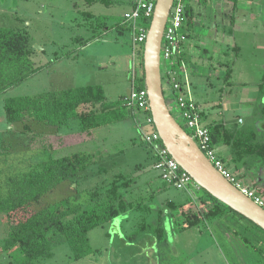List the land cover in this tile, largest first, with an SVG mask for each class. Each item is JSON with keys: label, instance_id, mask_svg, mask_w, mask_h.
Returning <instances> with one entry per match:
<instances>
[{"label": "rangeland", "instance_id": "374dc122", "mask_svg": "<svg viewBox=\"0 0 264 264\" xmlns=\"http://www.w3.org/2000/svg\"><path fill=\"white\" fill-rule=\"evenodd\" d=\"M135 1L106 0L105 4L101 0H0V27L28 34L31 59L35 67L43 68L25 83L0 95V197L7 193L11 178L43 161L76 153L93 155L94 163L88 170L75 182L60 185L35 204L36 208L54 205L77 188L85 192L105 190L123 175L131 181L127 198L150 206L147 219L152 226L162 213L165 235L159 239L151 231L136 234L144 217L131 212L89 232L88 256L74 260L65 243L39 264H264V232L238 215L200 221L197 226L184 229L188 218L192 221L196 215L203 219L208 211L200 201L205 192L192 185L196 196L191 203L187 192L162 187L141 132L142 129L151 134L156 129L147 123L141 110H135L134 116L124 122L103 126L90 134L80 131L78 120H71L68 127L60 129L35 123L29 116L22 123L6 121L7 99L50 90L96 85L104 89L108 102L123 100L132 87L133 66L134 73L141 74L140 59L134 57L141 46L133 45L130 31H118L112 26L123 21ZM187 4L195 23L189 30L187 52L191 45V70H201L198 79L203 82L198 89L194 87L193 96L204 113L203 124L210 126L220 121L230 130H252L256 135L254 142H264V116L260 114L264 104L260 97L264 78V0H239L237 10H232L233 3L228 0H188ZM228 5V14L234 15L233 27L229 16L224 15ZM98 17L107 25L101 29L106 33L101 39L90 41L96 34L94 21ZM206 49L209 53L204 55ZM227 65L232 69L228 82L224 80ZM210 66L214 67L212 72ZM205 83L212 84V88ZM164 87L166 98L170 99L166 82ZM169 107L178 123L192 135L172 102ZM91 110L89 106L81 108L82 112ZM25 125L29 128L24 129ZM218 150L228 163L229 153L222 146ZM246 159L244 167L230 169L250 185L254 182L251 173L256 179L264 176V165L256 157ZM169 201L179 210L169 209ZM7 224L6 215L0 213V262L16 264L19 252L4 249Z\"/></svg>", "mask_w": 264, "mask_h": 264}, {"label": "trees", "instance_id": "16d2710c", "mask_svg": "<svg viewBox=\"0 0 264 264\" xmlns=\"http://www.w3.org/2000/svg\"><path fill=\"white\" fill-rule=\"evenodd\" d=\"M228 1L233 3V10H237L239 0ZM101 2L108 4L106 0ZM189 8L187 4L188 31L194 25ZM229 18L230 26L233 27L234 15H230ZM95 22L96 34L90 41L101 39L106 33L101 30L102 27L107 28L102 18H96ZM112 27L119 29L118 31L128 30L122 22ZM229 32L232 34L233 28ZM27 37L28 34L21 30L0 27V95L25 83L43 69L35 67L31 59L32 50L27 46ZM143 52L144 46L139 51L141 74L137 79V86L141 89L145 87ZM180 57L191 68L189 52L185 51ZM231 75L232 69L228 66L224 80L228 82ZM260 97L264 98V78L260 85ZM97 105L101 110L94 109ZM84 106H89L93 110L82 112L81 108ZM4 109L8 124L22 123L25 117L29 116L35 123L60 129L68 127L71 120H78L80 131L88 134L103 126L124 122L135 114L133 110L124 106L123 100L108 102L104 89L96 85L9 98L5 101ZM260 114L264 116V104L260 108ZM208 127L213 146L220 142L229 146L233 155L232 160L237 162L238 168L247 164V157H256L264 165V142L255 143L256 135L252 130H230L220 121ZM28 128V125L24 126V129ZM93 163V155L76 153L72 156L50 158L37 164L30 171L11 178L7 193L0 197V213L6 215L8 219V234L3 241L4 249L19 252L20 258L16 264H39L42 260L51 258L54 249L65 243L71 248L74 260H80L88 256L90 250L89 232L131 212H139L144 217L136 234L151 231L157 234L159 239L164 237L162 213L158 222L152 226L147 219L152 211L150 206L127 198L126 192L131 186V181L123 175L107 185L105 190L85 192L77 188L73 194L54 205L36 208L35 204L40 203L45 196L63 183L75 182ZM163 184L164 188L169 186L165 182ZM204 192L205 195L200 197V201L209 208L208 211L203 219L196 215L192 221L188 218L189 224L184 229L197 226L200 221L223 219L229 214L247 220L205 190ZM191 200V203L195 201ZM168 206L173 211L179 210L173 201H169ZM182 208L183 206H180V209ZM247 221L264 232L251 221Z\"/></svg>", "mask_w": 264, "mask_h": 264}, {"label": "built area", "instance_id": "2783aa9c", "mask_svg": "<svg viewBox=\"0 0 264 264\" xmlns=\"http://www.w3.org/2000/svg\"><path fill=\"white\" fill-rule=\"evenodd\" d=\"M187 1L174 0L161 45V69L164 66V70H162L163 83L165 84L166 82L170 93V99H167L165 95L167 105L169 107L172 102L177 111V116L184 120L186 126L192 131L191 138L215 168L244 195L251 198L264 209V197L259 194L253 185L247 184L243 179L235 175L228 163L216 151L213 146L210 129L203 124L204 113L192 96L190 68L180 57L181 54L187 51L190 37L187 30ZM157 2L158 0H136L133 7L123 17L122 25L132 33L135 47L145 45L150 27L149 23L151 24L153 19ZM134 57H139L137 51L134 52ZM134 68L133 66L130 96H126L123 99V104L126 108L133 111L141 110L146 115L147 123L154 126L148 91L146 87L141 89L137 86L138 75L134 73ZM175 119L177 120L176 117ZM238 122L243 123V120L239 119ZM141 132L142 140L151 150L154 158V168L159 172L162 181L177 190L187 192L190 198L194 199L196 195L192 191V185H195L197 190L201 188L194 182L190 174L183 170L170 155L159 133L155 130L153 133L148 134L142 129Z\"/></svg>", "mask_w": 264, "mask_h": 264}, {"label": "water", "instance_id": "95a60500", "mask_svg": "<svg viewBox=\"0 0 264 264\" xmlns=\"http://www.w3.org/2000/svg\"><path fill=\"white\" fill-rule=\"evenodd\" d=\"M174 0H158L144 45L145 87L153 124L164 146L194 182L219 202L264 230V209L229 182L172 115L165 98L161 45ZM128 89L126 96H130Z\"/></svg>", "mask_w": 264, "mask_h": 264}, {"label": "crops", "instance_id": "0c3cea01", "mask_svg": "<svg viewBox=\"0 0 264 264\" xmlns=\"http://www.w3.org/2000/svg\"><path fill=\"white\" fill-rule=\"evenodd\" d=\"M230 3V2H229ZM133 5H134V2H132L131 4H130V9L133 7ZM229 6V5H228ZM226 7V9H228V10H226V12L224 11V15L225 16H230V14H228L229 13V9H230V6L229 7ZM221 8V7H220ZM225 10V9H224ZM232 10H233V8H232ZM128 12V11H127ZM126 12V13H127ZM195 24V23H194ZM194 26V25H193ZM198 48H200V46L198 45L197 46ZM188 51H189V54H190V59H191V57H193V53L191 54V45L189 46V48H188ZM203 53H204V55H207L208 53H209V51L206 49V50H204L203 51ZM201 56H199V58H200ZM191 62H192V60H191ZM192 69V66H191V68L189 69V74H190V81H191V86H192V96L194 95V93H193V91H194V87H195V90L196 89H198V87H199V84L201 83V82H203L202 80H200V79H198V77L200 76V73H201V70L199 69V70H197V72H194V70L192 71L191 70ZM213 69H214V67H212V66H210V71L212 72L213 71ZM194 76V78H193V80H192V78L191 77H193ZM197 77V78H196ZM205 85H207L208 86V88L209 89H211L212 88V84H209V83H205ZM193 98H194V96H193ZM195 99V98H194ZM216 123H217V121H215ZM214 123V122H213ZM222 146V148L224 149V150H226L228 153H229V157H230V159L231 160H229V162H228V165H229V167H235V166H237V165H234L233 164V160H232V158H233V156L231 157V153L232 152H229V151H231L230 149V147L229 146H227V145H225L224 144V142H220L219 144H217L216 146H215V149H216V151L221 155V151H219L218 150V148L219 147H221ZM226 162V161H225ZM233 172H235V171H233ZM250 177L252 178V180L254 181V182H252L250 185H253L256 189H257V191L259 192V194L260 195H262L263 197H264V176L263 177H261V178H257L256 179V177L254 176V174H252L251 173V175H250ZM255 177V178H254ZM263 182V183H262ZM255 185H257V186H255Z\"/></svg>", "mask_w": 264, "mask_h": 264}]
</instances>
